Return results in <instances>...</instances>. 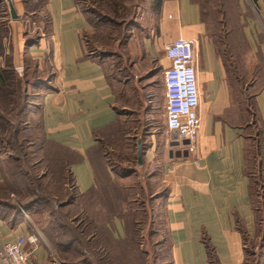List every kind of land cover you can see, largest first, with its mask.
<instances>
[{"label":"crops","instance_id":"crops-1","mask_svg":"<svg viewBox=\"0 0 264 264\" xmlns=\"http://www.w3.org/2000/svg\"><path fill=\"white\" fill-rule=\"evenodd\" d=\"M13 2L18 19L11 18L6 1L0 0L8 16L0 18L6 29L0 28V69L10 65L16 73H38L41 81L34 80L29 85L40 96L37 116L47 141L74 154L69 167L77 195L98 188L102 181L94 161L100 159L101 146L107 137L112 138L124 126L128 141L136 138L138 144L141 139L142 162L137 155V164L155 163L152 178L164 183L155 199L162 200L170 244L168 259L164 257L161 264H210L203 236L209 239L221 264H244L245 237L250 243L261 235L259 210L254 205L251 176L247 172L251 106L263 127L261 162L256 176L264 186V86L262 51L258 50L257 39L249 38V57L254 54V58H259V69L254 68V63V69L245 67L248 73H239L243 69L239 45L232 44V57L227 59L217 52L197 0H163L156 25L142 38L139 52L144 54L145 64L150 60L164 69L170 63L166 45L179 37L195 38L200 87L201 127L193 149L186 156H171L170 149L175 153L185 146L176 150L170 146L173 137L167 125L161 134L150 130L145 124V96L140 95L142 90L154 88L150 87V79L156 76L166 117L164 73L163 76L137 73L135 78V73H130L129 83L107 73V59L87 49L84 35L89 30L90 16L76 0H45L42 11L50 17V24L38 29L40 35L35 42L29 41L33 35L27 22L21 20V14L39 10L30 6L27 11L25 0ZM132 84L135 88L131 93L127 88ZM118 85L121 89L117 91ZM238 94L243 95V100L237 99ZM129 104L133 106L132 113L125 111ZM111 177L114 179L115 175ZM152 178L147 180L153 183ZM5 182L6 167L0 162V241L35 234L37 241L27 244L32 264H61L29 211L24 210L23 216L16 196L2 194ZM111 228L116 237L124 235V224L119 218H115Z\"/></svg>","mask_w":264,"mask_h":264},{"label":"trees","instance_id":"trees-1","mask_svg":"<svg viewBox=\"0 0 264 264\" xmlns=\"http://www.w3.org/2000/svg\"><path fill=\"white\" fill-rule=\"evenodd\" d=\"M76 1L83 11L89 13V10L81 6L80 0ZM105 1L110 3V7L118 18L125 17L124 14L127 13L128 7L122 0ZM252 1L258 6L259 0ZM25 2L27 11L30 6L39 10L38 13L36 11L35 13L42 14L45 27H49L50 17L42 11L45 0H25ZM162 2L163 0H154L153 8L158 11ZM3 13V7L0 5L1 16H4ZM89 16L91 20V13ZM1 24L0 21V28L6 30ZM39 35L38 32L37 35L29 38V41L31 39L32 42H35ZM89 51L94 54V50L90 49ZM262 65L264 66L263 61L261 67ZM30 74L19 77L10 65L0 69V156L5 155L13 161L6 166L5 191L2 194L5 196L14 194L22 210L29 211L28 209L34 208L36 214L49 211L50 216L46 223L49 222L53 236L59 242L57 243L59 249L52 246L61 257L63 264H79L81 262L75 260L66 262L69 254L80 256L83 264H151L149 250L142 248L143 235L140 233L139 226L142 220L137 212L139 210L132 208V202L136 201L135 198H131L132 195L134 197L135 189L133 186L127 188L123 184L122 173L119 175V169L110 161L111 158L121 160L122 151L119 146L128 140L126 129L124 126H120L112 138L108 136L101 146L100 159L97 158L94 161L95 167L100 170L99 180L102 181L98 188L83 195H77L73 192L74 177L69 167V164L71 165L75 159L74 154L66 148L63 149L60 145L47 141L44 131L40 132L39 137H31L25 133L27 130L25 121L28 119L25 110L30 108V101L27 97L30 93L27 92V86L34 80L35 82L41 81L38 80L39 76V78L35 76L36 73ZM5 106L9 107L7 111H3ZM250 110H253L252 107ZM6 114L11 115V118H7ZM24 116L26 120L22 121ZM16 119H18L17 122H15ZM257 122L259 128L258 138L254 145L256 148L254 150V167L251 169L247 165V172L251 176L252 191L254 184L259 185L258 182H260L256 176V170L261 162L260 135L263 132V127L258 117ZM20 125L24 127L22 126L20 129ZM249 135L252 140V135ZM133 146L134 154L131 155L128 152L123 158L130 159V162L135 158L137 163V140H134ZM248 147L247 160H249ZM111 174L115 175L114 179ZM13 176L20 178L19 182L16 179L13 180ZM45 177L48 179L47 181L44 180ZM147 183L150 184L149 181ZM44 188L49 189L45 190ZM52 189L59 190L60 194L55 192L51 194ZM130 190H133V193ZM258 193L264 201V186ZM255 203L256 199H254V205L257 211L259 210L257 222L261 228V235L259 239H254L250 243L245 237L244 264H264V206L257 207ZM69 208L75 209L74 215L70 216L71 210H67ZM115 218H119L124 224L123 236L116 237L112 232L111 227L114 226ZM54 222L55 225L52 226ZM202 239L207 248L210 264H221L209 239L206 236H203Z\"/></svg>","mask_w":264,"mask_h":264},{"label":"rangeland","instance_id":"rangeland-1","mask_svg":"<svg viewBox=\"0 0 264 264\" xmlns=\"http://www.w3.org/2000/svg\"><path fill=\"white\" fill-rule=\"evenodd\" d=\"M128 9L126 10L125 17H117L113 12V9L110 7L105 0L102 1H93V0H80L81 6L89 10V15L91 13V23L87 34H85V42L87 49L94 50V55H99L104 59H107V73L112 74L113 76L118 77L119 79H125L127 83L131 82L130 73H135L134 78L137 76V73H161L163 76L164 69L158 67L156 62H151L149 60L148 64H145L144 54L139 52L140 44L142 38L145 34H149L151 30L154 29L157 20V11L153 8L154 0H122ZM201 3V8L203 11V18L207 23V32L209 36L212 37L213 41L216 43L217 52L227 59L229 56L232 57V44L239 45L241 52H239L242 70L239 73H248L244 71V68L256 69L260 65V60L258 57L254 58V54L250 55L251 52V43L249 38L257 39L258 50L261 48L262 61L264 62V0L258 1V6L253 3L252 0H198ZM92 10V11H91ZM4 13L6 15L5 8L3 7ZM23 21L27 22L28 30L32 33L33 37L40 32L38 29H42L45 25L43 15L37 13L21 14ZM1 18V14H0ZM7 20L10 18H6ZM244 26L247 28L246 32L249 34L246 35L244 31ZM259 40V41H258ZM233 44V45H234ZM235 46V45H234ZM136 52V56L133 55V52ZM260 54V51L257 53ZM248 57L250 59H248ZM140 60V62H139ZM246 61H249L248 63ZM136 62L139 64L135 65ZM246 62V64H244ZM254 63L256 66H254ZM254 66V68H253ZM245 68V69H246ZM263 73V86H264V66L262 65ZM253 71V70H252ZM252 73V72H251ZM19 77H24L25 73H17ZM28 75H31L28 73ZM38 76V73H36ZM129 75V76H128ZM128 76V77H127ZM27 77V75H26ZM156 79V80H154ZM141 81H145L143 78ZM150 87L153 85L154 88L148 92L142 90L143 97L145 96V124L148 123L150 130H155L157 134H161L162 131L166 128V117L163 102L159 97V92L156 88L157 78L156 76L150 79ZM130 87V88H129ZM133 84L128 86L127 91L132 93L134 90ZM121 89V86H117V91ZM126 89V88H125ZM27 92L30 94L27 96L30 101V108L25 110L27 113L28 119H25V116L22 118V121H25L27 125L26 135L31 137L40 136V132L43 131V125L39 117L37 116V111L40 106L38 105L39 95L35 92L36 89H33V86H27ZM135 95V94H134ZM249 96V95H248ZM133 98V97H132ZM247 98V96H246ZM245 98V99H246ZM1 99V94H0ZM237 99L243 100V95L238 94ZM122 102H124L122 100ZM6 107V106H5ZM13 107V105H11ZM252 107V106H251ZM9 107L3 109L7 111ZM133 109L132 104H129V109H125L128 112ZM253 109V108H252ZM250 110L249 120H251V128L247 133L252 135V140L249 141L248 147V165L252 169L254 167V150L256 140L258 138V128L259 123L257 122V117ZM5 114V113H4ZM25 115V114H24ZM129 114V118H130ZM144 115V114H142ZM141 115V119L144 117ZM7 118H11V115H7ZM132 117H134L132 115ZM148 118V120H147ZM19 119V118H18ZM15 122H17V120ZM147 120V122H146ZM24 123V122H23ZM18 125V124H17ZM23 126V125H22ZM20 125V129L22 127ZM131 126V124H129ZM24 127V126H23ZM133 127V126H132ZM126 129V128H125ZM168 131V130H167ZM134 133L133 131L130 134ZM131 141H125L119 146L121 149V160L118 158H111L112 165H115L120 171L123 180V184L127 188H133V195L131 198H135L132 202V208L138 209L139 218L142 220L139 224L141 229V235H143V245L142 248H147L149 250V261L151 264H161L166 257L168 259V250L170 244L167 238V227L165 223V212L162 210V200L157 199L156 195L160 192V189L163 188L164 183L158 182L152 178V172L154 169L156 171V166L154 164H148L147 166L139 165L135 162L133 158L132 162L130 159L123 158L129 152H133V138H130ZM135 140H137L135 138ZM131 148V150H129ZM40 155V154H39ZM138 155V153H137ZM169 155V154H168ZM3 158L0 157L1 165L5 167L8 164H11L13 161L10 160L7 156ZM5 159V160H3ZM33 161V158H32ZM151 177L153 183H147V178ZM19 182L20 178L13 176V180ZM47 181L48 179H44ZM254 184L253 194L254 199H256L257 207L264 206V201L260 197L258 191H262V186L260 183ZM158 186V187H157ZM45 190L49 188H44ZM53 190V189H52ZM133 193V190H130ZM48 192V191H47ZM52 192V193H51ZM49 193L53 194L59 193V190H53ZM73 192H75L73 190ZM76 193V192H75ZM77 194V193H76ZM130 196V195H129ZM155 197V198H154ZM21 206V205H20ZM146 208V210H145ZM142 209V210H141ZM27 212L29 215L33 216V222L38 223L41 230L46 234L50 243L59 249L57 239L53 236L49 222L46 221L49 219V211H46L41 214H36L34 208L28 209ZM71 210V208L67 209ZM75 214V209L71 210V215ZM23 210V216H24ZM37 220V222H36ZM55 225V222L52 226ZM56 240V241H55ZM67 256L66 262L71 260L83 261L80 256L69 254ZM59 257V262L63 264L61 257ZM252 257V256H251ZM264 258V257H263ZM264 261V260H263ZM79 263V264H80Z\"/></svg>","mask_w":264,"mask_h":264},{"label":"built area","instance_id":"built-area-1","mask_svg":"<svg viewBox=\"0 0 264 264\" xmlns=\"http://www.w3.org/2000/svg\"><path fill=\"white\" fill-rule=\"evenodd\" d=\"M165 54L170 61L164 68L166 125L170 132L176 131L180 139H188V147L193 149L201 127L197 40L176 38L166 45ZM36 241L35 234L19 235L13 241H0V264H32L27 244Z\"/></svg>","mask_w":264,"mask_h":264},{"label":"water","instance_id":"water-1","mask_svg":"<svg viewBox=\"0 0 264 264\" xmlns=\"http://www.w3.org/2000/svg\"><path fill=\"white\" fill-rule=\"evenodd\" d=\"M6 4L8 6V10H9V14L11 16L12 19H18L19 18V14L16 11L15 5L13 0H5ZM172 137H173V141L172 143H170L171 147H178V146H185V149H178L175 153L173 151V149H170V155H178V156H186L189 153V143L190 141L188 139H180L177 132L173 131L172 132ZM138 160L141 163L142 162V155H143V145L141 142V139L138 141Z\"/></svg>","mask_w":264,"mask_h":264},{"label":"flooded vegetation","instance_id":"flooded-vegetation-1","mask_svg":"<svg viewBox=\"0 0 264 264\" xmlns=\"http://www.w3.org/2000/svg\"><path fill=\"white\" fill-rule=\"evenodd\" d=\"M177 149V147L176 148H174V150H176Z\"/></svg>","mask_w":264,"mask_h":264}]
</instances>
